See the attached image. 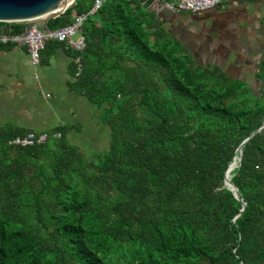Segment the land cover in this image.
<instances>
[{
  "label": "trees",
  "instance_id": "trees-1",
  "mask_svg": "<svg viewBox=\"0 0 264 264\" xmlns=\"http://www.w3.org/2000/svg\"><path fill=\"white\" fill-rule=\"evenodd\" d=\"M152 2L105 0L83 25L75 87L107 147L86 154L72 125L28 146L7 144L27 132L0 133V264H264V126L249 136L264 121V57L255 94L198 63ZM92 4L74 0L48 26Z\"/></svg>",
  "mask_w": 264,
  "mask_h": 264
},
{
  "label": "crops",
  "instance_id": "crops-1",
  "mask_svg": "<svg viewBox=\"0 0 264 264\" xmlns=\"http://www.w3.org/2000/svg\"><path fill=\"white\" fill-rule=\"evenodd\" d=\"M250 1L252 0L230 1L224 4V10H219L221 13L216 12V15H213L219 17L233 15L238 11L241 13L246 10V7L252 6ZM259 1L262 7L261 22L256 19L250 20L259 25L253 27L249 24L243 28L244 31L252 29L257 33L264 30V0ZM252 10L255 13V9ZM3 27L4 23L0 25V30H3ZM219 29L221 32L228 31V28L219 27ZM171 34L177 37L174 33ZM260 34L258 36L254 34L253 38L251 36L241 41L238 47L234 45L239 51L256 57V67L253 72L255 79L258 62L264 57V33ZM177 38L190 51L187 43L182 38ZM223 44L221 41L217 43V46H223ZM6 45H0V133L29 131L39 133L59 125H72L75 129L68 132L71 142L75 140L79 144L87 143L86 145L98 143L101 132L108 131V128L98 120L94 105L88 101L83 92L75 87L77 79L74 74L75 53L66 49L60 42L48 41L41 51V61L35 71L25 45ZM190 53L192 55L191 51ZM194 59L196 60L195 57ZM248 60L250 61L249 58ZM212 63L222 67L218 60ZM34 71L37 73L36 77L33 76ZM84 149L92 150V152L98 150L87 146Z\"/></svg>",
  "mask_w": 264,
  "mask_h": 264
},
{
  "label": "rangeland",
  "instance_id": "rangeland-1",
  "mask_svg": "<svg viewBox=\"0 0 264 264\" xmlns=\"http://www.w3.org/2000/svg\"><path fill=\"white\" fill-rule=\"evenodd\" d=\"M250 3H252V6L250 5L249 7H246V10L241 11V13L238 11L233 15L219 17L214 15H216V12L221 13L219 10H224V7L219 6L210 9L205 12V15L202 13L203 16H200L201 14L192 15L185 12L183 15L181 14L183 12L166 11L163 9L162 11H164V13L162 14V19L169 32L174 33L177 37L182 38L183 41L187 43L193 57H195L199 63H212L217 62L218 60L227 74L246 80L251 85L253 92L258 94L259 81H257L253 75L256 67V57L249 56L237 49L238 44H240L241 41L246 40L251 36L253 38L254 34L258 36L261 35L260 33H264V30L258 31L257 33L256 30L252 29H248L246 31L243 30V28L249 24L253 25V27H255V25H259L256 24V22H250L252 19H256L261 22V1L252 0ZM154 6L157 7V5H153V7ZM160 9L161 8L158 7L157 11H161ZM252 9H255V13ZM219 27H223L224 29L228 28V31L221 32ZM249 30L251 31L249 32ZM221 41L224 43L223 46H217V43ZM234 45L237 47H234ZM107 137L108 131H104L101 132L99 141H97L98 143L96 144H79L78 141L75 140H73L72 143L82 147L86 154H92V150L84 149L85 146L88 148L95 147L98 150H101L102 148L108 146Z\"/></svg>",
  "mask_w": 264,
  "mask_h": 264
},
{
  "label": "built area",
  "instance_id": "built-area-1",
  "mask_svg": "<svg viewBox=\"0 0 264 264\" xmlns=\"http://www.w3.org/2000/svg\"><path fill=\"white\" fill-rule=\"evenodd\" d=\"M105 0H93L92 7L86 13H72V20L60 27L50 30H44L34 20L30 21L27 28L21 33H4L0 30V45H25L30 59V63L34 70L40 64L41 51L44 49L48 41L60 42L66 49L72 50L75 55L74 74L76 77L83 70L82 52L86 46V40L83 32V25L89 15L96 13ZM230 1L244 0H153L152 5H157L161 9L168 11L185 12L192 15H199L215 7H223L225 3ZM155 7V6H154ZM36 71V70H35ZM33 72L36 77L37 73ZM59 132L48 133L42 131L39 133L27 132L24 135H17L7 141L8 145L28 146L44 143L50 137H59Z\"/></svg>",
  "mask_w": 264,
  "mask_h": 264
},
{
  "label": "water",
  "instance_id": "water-1",
  "mask_svg": "<svg viewBox=\"0 0 264 264\" xmlns=\"http://www.w3.org/2000/svg\"><path fill=\"white\" fill-rule=\"evenodd\" d=\"M73 2L74 0H0V22L4 23L3 30L6 34L10 32V24L12 22H24V29H26L29 22L32 20L43 27L44 30H50L48 20L62 14L68 7L72 6ZM263 126L264 121L262 125L250 133L249 136ZM247 138L241 141L235 149L236 154H238L235 155L237 156L238 161L241 154L240 146ZM229 166L225 171L223 183L224 186L233 191L235 198L239 199L237 187L230 181V177H227ZM235 166H237V164ZM242 204L243 206L240 210L244 209V202Z\"/></svg>",
  "mask_w": 264,
  "mask_h": 264
},
{
  "label": "bare ground",
  "instance_id": "bare-ground-1",
  "mask_svg": "<svg viewBox=\"0 0 264 264\" xmlns=\"http://www.w3.org/2000/svg\"><path fill=\"white\" fill-rule=\"evenodd\" d=\"M236 161H238V158H236ZM232 166L229 167V169H231ZM229 171V170H228ZM228 173V172H227ZM228 175V174H227ZM228 178L230 177V175L227 176Z\"/></svg>",
  "mask_w": 264,
  "mask_h": 264
}]
</instances>
